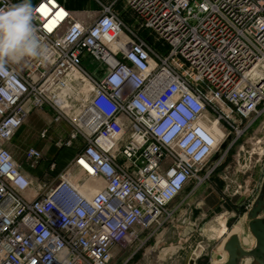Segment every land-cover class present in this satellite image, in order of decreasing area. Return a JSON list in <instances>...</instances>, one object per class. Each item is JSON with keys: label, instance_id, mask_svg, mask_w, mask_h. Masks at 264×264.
Here are the masks:
<instances>
[{"label": "built area", "instance_id": "obj_1", "mask_svg": "<svg viewBox=\"0 0 264 264\" xmlns=\"http://www.w3.org/2000/svg\"><path fill=\"white\" fill-rule=\"evenodd\" d=\"M126 1L161 51L125 26L114 3L98 2L86 21L39 0L32 22L47 59L0 71V264H109L137 228H161L186 187L210 181L223 142L264 114V0ZM45 109L71 127L61 146H80L30 198L10 143ZM42 159L25 153L31 165Z\"/></svg>", "mask_w": 264, "mask_h": 264}, {"label": "rangeland", "instance_id": "obj_2", "mask_svg": "<svg viewBox=\"0 0 264 264\" xmlns=\"http://www.w3.org/2000/svg\"><path fill=\"white\" fill-rule=\"evenodd\" d=\"M57 1L61 4L59 0ZM85 1L87 7L83 11H89V13L83 17L84 20L90 21L98 15V2L114 3V10L125 26L140 32L148 43H155L154 47L161 51L154 36L141 31V21L127 5L126 0ZM174 62L179 66L182 65L179 60ZM35 112H32L24 125L17 130L10 143V151L14 159L32 182V189L28 193L30 198L34 197L41 184L53 180L72 158V148L61 146L71 132L70 125L62 120L60 124L66 125L63 132L59 130L58 124L52 123V116L43 117ZM224 117L229 122L233 119L231 116ZM44 130H47L46 137L41 138ZM78 147L76 146L77 149ZM30 148L42 152L43 159L40 163L31 165L25 160V153ZM59 154L60 157L57 158ZM51 163H56V169L53 172L48 170ZM214 163L218 166L210 181L196 191H191V187L188 186V190L181 193L170 206L171 217L162 223L161 228L158 229L157 224L147 229L137 228L139 232L137 240L126 247L120 245L113 247V258L109 264H139L138 260L144 250L150 246L153 237L148 235L166 229L191 233L193 236L186 240L190 249L185 248L184 251L196 250V254L200 253L201 264H210L217 253L220 254L217 262L227 263L228 254L223 247L231 235H236L232 232L237 227L241 229L239 232L241 248L247 252L253 251L256 245L254 238L249 232L252 245L249 250H246L241 232L247 227L246 214L258 196L264 180V114L235 143L223 142L209 161V164ZM166 217L164 214L160 221ZM262 217H264V211ZM166 247L169 246L163 244L159 249ZM148 257L150 260L154 258L155 252H151ZM239 264L258 263L254 258L247 257L243 258Z\"/></svg>", "mask_w": 264, "mask_h": 264}, {"label": "clouds", "instance_id": "obj_3", "mask_svg": "<svg viewBox=\"0 0 264 264\" xmlns=\"http://www.w3.org/2000/svg\"><path fill=\"white\" fill-rule=\"evenodd\" d=\"M31 0L0 8V71L25 58L47 59V46L36 35Z\"/></svg>", "mask_w": 264, "mask_h": 264}, {"label": "crops", "instance_id": "obj_4", "mask_svg": "<svg viewBox=\"0 0 264 264\" xmlns=\"http://www.w3.org/2000/svg\"><path fill=\"white\" fill-rule=\"evenodd\" d=\"M12 1L15 4H19L22 2V0H12ZM59 1L78 20H84L83 17L87 13H89V11H83L87 7L85 0H59ZM37 3L38 0H31L32 6L36 5ZM36 112L43 117L47 115L52 116V112L49 109H45L41 111L39 110ZM65 126L66 125H64L63 123L62 124L58 123L59 130L63 132H65ZM77 151L78 149L76 148V146L72 147V158L70 161H73ZM59 157L60 154L57 155V158ZM185 190H188L187 187ZM148 236L150 237L153 236V237L152 240L150 241L149 244L150 246H148L144 250V253L141 255L140 259L138 260L139 264H193V263L201 264V261L199 260L200 253L196 254L197 252L196 250L195 251L188 250L187 252L184 251L185 248H189V246L186 243L187 242L186 240H189L190 236H193L191 235V233L175 232L172 231V229L170 230L166 229L159 233L158 232L151 233ZM163 244L169 247L160 250L159 247L163 246ZM153 251L155 252V257L150 260L148 256ZM216 255L217 256L210 264H219L217 261H218V255L220 254L217 253Z\"/></svg>", "mask_w": 264, "mask_h": 264}, {"label": "water", "instance_id": "obj_5", "mask_svg": "<svg viewBox=\"0 0 264 264\" xmlns=\"http://www.w3.org/2000/svg\"><path fill=\"white\" fill-rule=\"evenodd\" d=\"M264 180L262 182L258 196L252 203V206L246 218L248 228L255 240V249L251 252L244 251L241 248L240 240L237 235H231L224 244L223 250L228 254V261L225 264H239L243 258L252 257L258 264H264Z\"/></svg>", "mask_w": 264, "mask_h": 264}, {"label": "bare ground", "instance_id": "obj_6", "mask_svg": "<svg viewBox=\"0 0 264 264\" xmlns=\"http://www.w3.org/2000/svg\"><path fill=\"white\" fill-rule=\"evenodd\" d=\"M212 133H213V135H215V137H217V136H219L220 135V130H219V128H218V126H215V125H213V127H212ZM240 228H235L234 230H233V234H236L238 237H239V232H240ZM245 231V232H244ZM249 228H248V223H247V227H245V228H243V230H242V232H241V234L243 235V246H244V249H246V250H249L250 248H251V245H252V239H251V236H250V234H249ZM245 234V235H244ZM245 236L247 237V238H245ZM253 238V237H252ZM240 240V239H239ZM254 240V239H253ZM194 264V263H193Z\"/></svg>", "mask_w": 264, "mask_h": 264}]
</instances>
